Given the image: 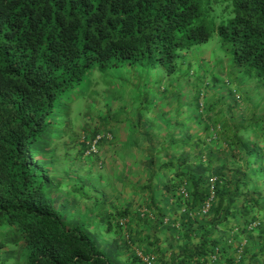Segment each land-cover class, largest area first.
Listing matches in <instances>:
<instances>
[{
    "label": "trees",
    "instance_id": "1",
    "mask_svg": "<svg viewBox=\"0 0 264 264\" xmlns=\"http://www.w3.org/2000/svg\"><path fill=\"white\" fill-rule=\"evenodd\" d=\"M213 34L232 79L264 87V0H0V250L14 247L11 264H120V239L135 264H146L138 252L153 264H211L215 253L231 264V240L244 235L238 264H264V97L239 114L188 82L185 53ZM102 87L118 102L112 117L125 115L124 149L141 150L128 172L137 167L142 183L122 179L147 196L137 216L105 207L100 181L64 190L48 175L72 108ZM87 111L99 124L84 129L82 158L115 139L107 115ZM219 144L235 165L219 160Z\"/></svg>",
    "mask_w": 264,
    "mask_h": 264
},
{
    "label": "rangeland",
    "instance_id": "2",
    "mask_svg": "<svg viewBox=\"0 0 264 264\" xmlns=\"http://www.w3.org/2000/svg\"><path fill=\"white\" fill-rule=\"evenodd\" d=\"M212 5V11L217 13L222 4L213 2ZM216 41H218L217 36L213 34L206 43H203L204 45H195L194 48L185 53L184 60L189 62L192 70L191 74L188 78L186 77V79H189L188 82L194 81L202 84L203 89L206 90L204 97L206 103H219L222 99H225L227 102L238 103L236 106L237 111L241 114V110H244V102L256 103L264 97V87L256 80L247 77L236 75V77L232 79V76L229 74H237V70L227 68L226 60L219 51L220 49ZM113 74L117 75V72ZM97 87V85L92 86L93 89ZM101 89L102 94L95 97L91 105H89L90 103H88L87 99H82L72 108L70 113L72 127L68 131L69 136L57 141L55 153L60 157L56 162H53V166L49 168L48 175L51 176V179L53 178L55 182L57 180L61 181L62 184H64L61 188L64 190L66 189V183L70 181L75 184L82 182L85 184V187H87V183L100 181L99 184L104 186L106 192L110 191L109 193H111L112 196V198L107 201L105 207H109L108 204L111 201L119 206H128L132 214L137 216L143 210L142 205L147 196L132 192L128 186L122 183V179L130 175L133 181L142 183L141 180H143V175L139 174L137 167L134 168L135 164L133 172H128V168L133 166L134 159L136 161L141 159V150L139 149L134 153L128 148L124 149L122 143L128 133L126 130V123L121 119L125 118V115L121 113L116 120L112 117L115 111H117L116 107L118 102L113 96L111 97L104 93L106 91L104 87ZM242 97L247 99L244 101ZM222 103H224V101ZM89 106H92L93 112L91 114L94 116H96L97 112L107 115V118L110 119V123L107 124L105 128L113 129L115 139L112 142L104 144L97 152L96 156L82 158L81 156L79 157L78 150L79 141L82 140L84 129L99 124L97 117H94L93 120L88 117L87 110ZM206 117L205 110L199 112V116L196 118L193 125L200 127L198 121L200 119L205 120ZM214 149H217L215 150V154L219 156L220 161H225L228 167L235 165L234 158L227 151L228 147L225 148L224 145L219 144V146H216ZM73 178L77 179L74 180ZM75 184L73 185L77 186ZM93 190L92 193H94V195L102 194L99 192L102 188ZM92 201L93 200L89 201V205H92L90 204ZM253 209L256 210L255 208ZM260 215H263L261 218L264 224V213ZM97 232L98 239L100 237L103 239L106 237L100 235L101 231ZM244 236L237 238L238 240H246V236ZM108 237L112 240L110 236ZM238 240L232 239L231 245H236ZM121 241L122 239L118 242V245H120L118 261L120 264H135L131 259V248L127 245H123ZM13 251L14 247L10 246L0 250V256L4 264L12 263L13 258L9 259L6 257L9 254L12 255Z\"/></svg>",
    "mask_w": 264,
    "mask_h": 264
},
{
    "label": "built area",
    "instance_id": "3",
    "mask_svg": "<svg viewBox=\"0 0 264 264\" xmlns=\"http://www.w3.org/2000/svg\"><path fill=\"white\" fill-rule=\"evenodd\" d=\"M100 136L97 135V137L91 142V145H90V148L85 152V155L86 154H89V151H96V140L99 139ZM212 199V195L208 198V200L206 201V203H204L203 207H204V211L207 210V208L209 207L210 205V200ZM125 222V220H121L120 223L123 224ZM257 225L256 222H252L250 223V225L248 226L249 229L255 227ZM235 231H237L236 228H234V232L232 234L235 235ZM233 237V236H232ZM246 245V240L245 239H240L237 241L236 245H235V248H234V252H235V260L231 263V264H238V258H239V255H241V252L242 250L244 249ZM138 255L141 257V261L146 263V264H153L151 263V259L152 257L150 258L148 255H143L141 252H138ZM218 253H215V254H212L209 256V259H210V263L211 264H215L216 261L218 260Z\"/></svg>",
    "mask_w": 264,
    "mask_h": 264
},
{
    "label": "crops",
    "instance_id": "4",
    "mask_svg": "<svg viewBox=\"0 0 264 264\" xmlns=\"http://www.w3.org/2000/svg\"><path fill=\"white\" fill-rule=\"evenodd\" d=\"M165 204H166V202H165ZM218 239H220L219 236H218ZM222 245H223V243L219 244L218 246H222ZM224 245H225V247H226V251H225V252L228 253V257H229L231 251L233 250V248L231 247V245H229V246L227 245V238H226V241L224 242ZM164 248L166 249V245H164ZM172 249H174V248H172ZM225 252L223 251L224 254H225ZM167 254L169 255V254H170V251H168Z\"/></svg>",
    "mask_w": 264,
    "mask_h": 264
}]
</instances>
